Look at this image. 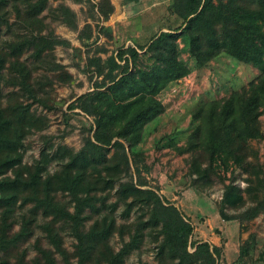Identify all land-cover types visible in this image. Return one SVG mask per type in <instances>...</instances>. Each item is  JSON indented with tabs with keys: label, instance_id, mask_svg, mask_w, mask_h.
<instances>
[{
	"label": "trees",
	"instance_id": "obj_1",
	"mask_svg": "<svg viewBox=\"0 0 264 264\" xmlns=\"http://www.w3.org/2000/svg\"><path fill=\"white\" fill-rule=\"evenodd\" d=\"M47 1L0 0V25L8 27L7 16L13 12L18 25L26 29L14 39L2 40L0 82L18 85L32 99L40 83H31V64H40L45 51L58 42L51 31L40 32L46 25L39 13ZM94 6L102 15L113 9L109 0H97ZM170 8L179 18L176 26L158 31L145 43L117 47L105 57H89L88 71L99 78L92 81V89L76 95L68 107L91 115L92 123L78 149L62 146L64 159L56 171L44 172V149L32 165L22 163L19 148L23 137L29 128H38L42 123L36 124L29 102L2 105L0 99V264H5L11 249L31 234V223L38 213L43 217L39 227L51 248L35 240V255L27 262L22 249L16 253L17 264H56L55 255L64 264H73L70 257L75 258L74 264H124L125 255L139 245L145 228L153 229L158 239L154 264H219L221 246L192 238L188 218L140 175L138 153L132 148L137 139L134 135L162 112L163 104L155 99L157 93L189 72L178 57L180 38L196 66L224 53L251 64L258 73L227 95L194 106L189 115L196 124L183 145L175 146L176 151L191 152L188 171L195 174L192 180H202L203 184L209 182L217 164L226 166L229 160L237 163L243 157L248 140L263 135L259 115L264 110V0H171ZM53 11L52 18L75 26L73 11L67 5L58 3ZM25 50L29 51V62L21 57ZM130 166L134 179L129 175ZM258 167L262 172L261 165ZM124 174L129 178L119 180ZM112 188L114 200L106 209L104 191ZM58 191L65 192L69 202L58 198ZM242 199L238 185L232 180L224 183L219 215L224 219L233 217L224 209L237 207ZM119 202L121 216H126L134 205L146 207L142 215L129 222L126 240L111 213ZM16 203L26 206L27 212L19 215L18 228L9 232ZM261 210L264 198L238 214L247 220ZM59 221L74 239L71 251L63 245L60 228L55 224ZM114 231L121 238L117 249L108 244Z\"/></svg>",
	"mask_w": 264,
	"mask_h": 264
},
{
	"label": "rangeland",
	"instance_id": "obj_2",
	"mask_svg": "<svg viewBox=\"0 0 264 264\" xmlns=\"http://www.w3.org/2000/svg\"><path fill=\"white\" fill-rule=\"evenodd\" d=\"M97 0H48L39 15L46 25L41 33L51 31L58 40L45 51L40 64H31V83L38 81L36 98L32 99L18 85L0 82L1 104L15 101L29 102V112L36 118L38 128H29L19 148L21 161L32 165L40 158V151L46 152L44 172L52 173L60 165L65 151L62 146L72 150L78 149L87 135L92 123V116L78 108H69L68 103L81 92L92 89L96 77L88 71L87 62L92 55H105L117 47L126 44L145 43L153 34L179 23V18L172 13L171 0H138L126 2L109 0L112 11L106 15L96 11ZM67 5L73 11L74 27L66 25L53 17V9L58 4ZM8 27L0 25V45L2 40L14 39L26 33L18 25L13 12L7 16ZM35 32V29H32ZM178 57L189 67V72L170 82L161 89L155 99L163 104V110L135 133L133 149L137 151L136 163L140 175L148 185L155 186L157 192L166 197L179 208L192 224V238L205 239L221 246L219 264H264V210L254 217L244 220L238 212L252 202L264 198V110L259 115L262 137L249 139L245 154L236 163L228 161L227 165H216L215 172L209 176V182L192 180L195 174L188 171L191 152L178 153L177 145H183L186 135L196 121L190 120L189 112L198 103L211 98H221L231 90L240 88L253 78L258 70L251 64L243 63L227 54L219 53L204 65L196 66L187 46L177 39ZM28 50L21 57L31 61ZM53 63L57 66H53ZM35 124V125H36ZM141 156V157H140ZM64 159V158H63ZM258 164L262 172H259ZM143 165H146L145 168ZM10 174V171H7ZM129 175L134 179V170L130 166ZM122 175L119 180L129 178ZM249 179V181H248ZM232 180L242 190L243 199L237 207H226L224 212L233 217L224 219L218 213L219 199L223 184ZM116 185V184H115ZM106 209L114 200L113 188L104 191ZM58 198L69 202L65 192H57ZM27 203L26 205H28ZM122 203L111 211L115 222L120 224L123 239H127L129 222L137 219L146 211L143 205H134L126 216L120 215ZM27 212L26 206L17 203L13 206L12 226L9 232L19 226V215ZM237 215V216H236ZM48 218V217H46ZM43 217L38 213L31 223V234L11 249L5 264H17L16 253L24 249V260L29 262L36 250L34 242L50 247L39 223ZM85 221V225L91 222ZM63 245L71 251L74 239L67 227L59 222ZM154 230L143 229L141 240L136 248L124 257V264L138 261L154 264L155 249L158 239ZM108 244L117 249L121 238L117 231L108 237ZM243 249V250H242ZM56 264H64L58 255ZM74 264L75 258L70 257Z\"/></svg>",
	"mask_w": 264,
	"mask_h": 264
},
{
	"label": "crops",
	"instance_id": "obj_3",
	"mask_svg": "<svg viewBox=\"0 0 264 264\" xmlns=\"http://www.w3.org/2000/svg\"><path fill=\"white\" fill-rule=\"evenodd\" d=\"M214 243H215V241H214ZM215 244H217V243H215Z\"/></svg>",
	"mask_w": 264,
	"mask_h": 264
}]
</instances>
